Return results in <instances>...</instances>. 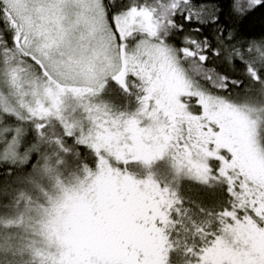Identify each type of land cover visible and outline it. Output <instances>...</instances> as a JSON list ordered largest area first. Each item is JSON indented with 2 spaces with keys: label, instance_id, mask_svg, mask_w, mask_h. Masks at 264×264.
<instances>
[{
  "label": "snow or ice",
  "instance_id": "obj_1",
  "mask_svg": "<svg viewBox=\"0 0 264 264\" xmlns=\"http://www.w3.org/2000/svg\"><path fill=\"white\" fill-rule=\"evenodd\" d=\"M225 8L264 0H0V264H264V36Z\"/></svg>",
  "mask_w": 264,
  "mask_h": 264
},
{
  "label": "trees",
  "instance_id": "obj_2",
  "mask_svg": "<svg viewBox=\"0 0 264 264\" xmlns=\"http://www.w3.org/2000/svg\"><path fill=\"white\" fill-rule=\"evenodd\" d=\"M224 12V20L228 21L232 27L242 31L244 35L252 38L264 36V10L256 11L245 20H232V18L227 14V8L224 9ZM210 32L211 30L206 31L204 35H210Z\"/></svg>",
  "mask_w": 264,
  "mask_h": 264
}]
</instances>
